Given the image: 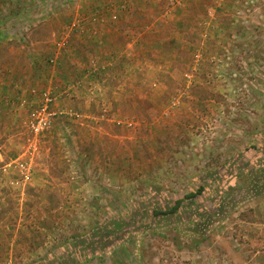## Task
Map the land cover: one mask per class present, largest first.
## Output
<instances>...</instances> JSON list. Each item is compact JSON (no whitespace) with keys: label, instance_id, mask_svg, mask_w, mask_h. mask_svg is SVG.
I'll list each match as a JSON object with an SVG mask.
<instances>
[{"label":"rangeland","instance_id":"1","mask_svg":"<svg viewBox=\"0 0 264 264\" xmlns=\"http://www.w3.org/2000/svg\"><path fill=\"white\" fill-rule=\"evenodd\" d=\"M123 3L0 0V264H264V0Z\"/></svg>","mask_w":264,"mask_h":264},{"label":"trees","instance_id":"2","mask_svg":"<svg viewBox=\"0 0 264 264\" xmlns=\"http://www.w3.org/2000/svg\"><path fill=\"white\" fill-rule=\"evenodd\" d=\"M176 1L177 0H171V2H173V3H175ZM122 2H124L123 3V5H124L123 8L130 11L131 7H129V6L132 3V0H122ZM215 2H216V0H214V3L212 5L210 4L208 6V9H207L208 13H209V9H211V8H214L216 11H219V7L215 4ZM94 10L96 11L97 9L94 8ZM85 15H86V13H84V16ZM91 15L93 16L94 13H91ZM89 16H90V14H89ZM131 36H133V35L131 34ZM198 46H201V45H198ZM44 59H45V62L47 64H49L50 62H56L58 60V56L56 55V58H55L53 56V54L52 55H47V56H45ZM58 61H60V59ZM37 64L39 65L41 63H39V61H35L34 65L36 66ZM203 191H204V187H200L196 192L187 193V194H185V196L183 198H180V199L176 200L174 205L171 206V208L163 210V211L155 210L154 211V215H166V216L167 215H175L181 209L182 204H183L185 199L196 198L199 195H201L203 193ZM121 225H122V222H119V223H118V221L114 222V225H113L114 229L112 231H109V230L103 231L102 237L107 236L109 234V232H112V234H114L116 231L120 230L119 228L121 227ZM98 234H101V233L98 232V230H97L95 235H98Z\"/></svg>","mask_w":264,"mask_h":264},{"label":"built area","instance_id":"3","mask_svg":"<svg viewBox=\"0 0 264 264\" xmlns=\"http://www.w3.org/2000/svg\"><path fill=\"white\" fill-rule=\"evenodd\" d=\"M36 113H33V118H31L28 122V127L30 131L34 135H40L42 134L45 130H47L51 124V120H42L39 123H37L36 118H34Z\"/></svg>","mask_w":264,"mask_h":264}]
</instances>
